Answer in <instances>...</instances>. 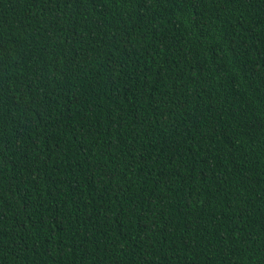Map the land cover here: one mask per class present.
<instances>
[{
    "label": "trees",
    "instance_id": "obj_1",
    "mask_svg": "<svg viewBox=\"0 0 264 264\" xmlns=\"http://www.w3.org/2000/svg\"><path fill=\"white\" fill-rule=\"evenodd\" d=\"M0 264H264V0H0Z\"/></svg>",
    "mask_w": 264,
    "mask_h": 264
}]
</instances>
